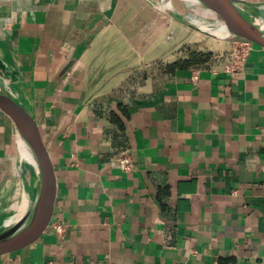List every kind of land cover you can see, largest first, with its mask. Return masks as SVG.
I'll use <instances>...</instances> for the list:
<instances>
[{
    "label": "crops",
    "instance_id": "0c3cea01",
    "mask_svg": "<svg viewBox=\"0 0 264 264\" xmlns=\"http://www.w3.org/2000/svg\"><path fill=\"white\" fill-rule=\"evenodd\" d=\"M159 7L0 0V78L32 104L52 182L44 229L0 264H264V45L227 71L231 42ZM190 53L209 57L164 70ZM26 159L0 110V225L32 192Z\"/></svg>",
    "mask_w": 264,
    "mask_h": 264
},
{
    "label": "water",
    "instance_id": "95a60500",
    "mask_svg": "<svg viewBox=\"0 0 264 264\" xmlns=\"http://www.w3.org/2000/svg\"><path fill=\"white\" fill-rule=\"evenodd\" d=\"M181 3L184 12L175 6ZM254 4L242 0H160V10L180 24L215 40L245 41L264 45V19L253 9ZM202 8L214 14L217 22L202 20L192 13ZM220 29L225 36L218 35ZM0 110L10 119L19 150L26 154L32 169V192L25 194L19 215L0 225V254L28 242L40 233L50 216L52 182L45 150L36 125L32 104L18 100L0 78Z\"/></svg>",
    "mask_w": 264,
    "mask_h": 264
},
{
    "label": "built area",
    "instance_id": "2783aa9c",
    "mask_svg": "<svg viewBox=\"0 0 264 264\" xmlns=\"http://www.w3.org/2000/svg\"><path fill=\"white\" fill-rule=\"evenodd\" d=\"M252 47L251 43L245 41H234L230 43L228 54V63L226 65L227 71L239 70L241 64L248 56ZM117 167L123 172H129L132 168V161L127 152H122L115 160ZM60 232V228H57Z\"/></svg>",
    "mask_w": 264,
    "mask_h": 264
},
{
    "label": "trees",
    "instance_id": "16d2710c",
    "mask_svg": "<svg viewBox=\"0 0 264 264\" xmlns=\"http://www.w3.org/2000/svg\"><path fill=\"white\" fill-rule=\"evenodd\" d=\"M208 57H209V55H203V54H199V53H190V55L188 56V58L186 60L178 61L175 64L164 68V70L167 73H171L175 69L185 70V69H188L190 67L202 65L203 63H205L207 61L206 58H208ZM118 109L121 112V115L124 116L125 118H127L129 116L128 111L125 108H123L121 105L119 106ZM111 119H112L113 123H116L118 125L120 130L123 129V125L121 124L119 118L115 114L111 115Z\"/></svg>",
    "mask_w": 264,
    "mask_h": 264
},
{
    "label": "bare ground",
    "instance_id": "6f19581e",
    "mask_svg": "<svg viewBox=\"0 0 264 264\" xmlns=\"http://www.w3.org/2000/svg\"><path fill=\"white\" fill-rule=\"evenodd\" d=\"M217 34L218 35H221V36H225L226 35V31L224 30V29H220V31L219 32H217ZM26 154H24V153H22V157L24 158V159H26V156H25ZM27 160V159H26ZM23 201V200H22ZM24 202V201H23ZM23 202H22V204H23Z\"/></svg>",
    "mask_w": 264,
    "mask_h": 264
},
{
    "label": "rangeland",
    "instance_id": "374dc122",
    "mask_svg": "<svg viewBox=\"0 0 264 264\" xmlns=\"http://www.w3.org/2000/svg\"><path fill=\"white\" fill-rule=\"evenodd\" d=\"M209 38H211V37H209ZM213 39V38H212Z\"/></svg>",
    "mask_w": 264,
    "mask_h": 264
}]
</instances>
